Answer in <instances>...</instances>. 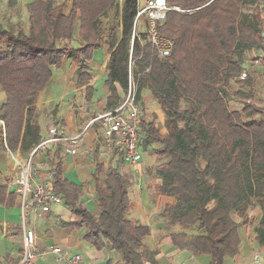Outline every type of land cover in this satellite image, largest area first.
I'll list each match as a JSON object with an SVG mask.
<instances>
[{
	"label": "trees",
	"instance_id": "obj_1",
	"mask_svg": "<svg viewBox=\"0 0 264 264\" xmlns=\"http://www.w3.org/2000/svg\"><path fill=\"white\" fill-rule=\"evenodd\" d=\"M170 5L193 9L169 11L160 31L175 40L171 56L158 57L143 33L133 39L136 0H34L27 5L29 31L18 23L16 32L0 30V154L29 151L42 141L34 123L37 102L49 85L54 69L66 57L78 64V85L86 86L90 99L89 62L104 36V17L115 8L120 21L110 28L111 56L107 86L110 107L119 101L118 88L126 91L130 66L138 81L137 99L150 82L152 96L165 112L162 133L154 122L143 121L144 143L161 163L163 181L157 192L173 198L164 214L170 225L196 228L171 234L173 244L193 255H210V264H224L239 252L241 228L249 223L248 205L261 199L264 210V108L255 104V71H247L243 56L264 45L263 0H168ZM18 0H9L11 7ZM252 6L253 12L244 11ZM78 26L80 46L72 41ZM264 62V59H263ZM150 69L147 71L146 69ZM246 73V77H242ZM139 74H141L139 76ZM233 83L241 88L235 89ZM245 102L232 109L229 98ZM88 99V100H89ZM4 124H3V123ZM58 159H62L59 157ZM54 190L79 216L64 222L87 226L86 240L98 250L119 252L121 259L107 264H160L144 238L147 225L135 224L131 210L130 180L118 168L104 175L98 163L93 178L99 197L95 215L80 202L82 186L63 177L62 162L50 158ZM56 164V165H55ZM16 199L0 184V204ZM240 219H239V218ZM264 231V215L259 227Z\"/></svg>",
	"mask_w": 264,
	"mask_h": 264
},
{
	"label": "crops",
	"instance_id": "obj_2",
	"mask_svg": "<svg viewBox=\"0 0 264 264\" xmlns=\"http://www.w3.org/2000/svg\"><path fill=\"white\" fill-rule=\"evenodd\" d=\"M33 1L27 0V5ZM120 1V4L124 2V0ZM78 30V28L75 30L72 41L75 47L80 46ZM104 32L105 38L103 36L99 47L93 52V59L89 62L91 76L89 85L93 90L90 99L87 97L86 86H79L77 83L79 77L78 64L73 58L66 57L63 66L60 69H54L49 85L39 96L37 111L33 120L41 128L42 140L48 138V131L51 126H57L60 134L74 135L80 132L86 121L100 113L113 109L124 98L126 91L118 88V103L112 107L108 104V100L112 95L106 84L109 73L108 62L111 56L110 29L107 33L105 30ZM77 98H82L87 104L91 103L89 106L90 113L82 115L83 108L75 107ZM138 101L142 122H154L159 127V122H164L165 112L159 103L154 100L150 82L145 83ZM143 103L145 106H142ZM41 106H43L42 110H40ZM56 107V115L49 116L47 112L53 111ZM38 114H42L41 122L44 126L37 123L36 116ZM160 130L162 133L166 132V128L164 131ZM99 132L98 127L90 130L80 143L76 154H71L60 144H49L45 150L36 155L34 176L37 179L52 181L51 158L56 161V164L62 162L64 178L82 186V192L86 187V182H89V187L92 189L93 186L96 194L93 172L97 164L102 163L104 175L109 167H116L130 180L131 210L127 217L135 224L149 226L150 234L144 238V242L155 253L158 262L160 264H210L212 259L210 255L196 256L187 250H180L173 244L172 233L185 231L188 234H196L197 230L195 226L182 228L180 225H170L168 216L163 213L166 204L172 203L174 199L162 196L157 192V186L162 183L163 179L158 173H155L161 160L158 159L151 148L154 144L143 148L140 144L142 158L137 167H131L122 161L120 155L105 150L99 141ZM146 136L147 132L141 123L140 142H143ZM29 151L22 152L17 149L13 152L24 160L28 157ZM142 151L145 152V155ZM59 157L62 159H58ZM109 163H111L110 166H108ZM152 167H155V170H151L149 173L148 168L152 169ZM17 174L16 165L8 150L3 151L0 154V181L5 184L16 178ZM91 180L93 185H91ZM6 187L8 192L15 194L16 199L10 206L0 204V264H19L22 256V228L17 189L15 186ZM82 200L81 193L80 202ZM86 207L89 208L87 205ZM247 214L249 223L241 228L242 242L239 252L234 256L227 255L224 264H264V231L260 233L262 241L258 237L259 227L264 215L260 198L251 200L247 208ZM30 218L32 220L31 226L35 228L38 237L37 247L39 251H44L54 245L69 247L72 252L83 255L85 264H107L109 261L116 263L121 259V255L116 251L111 249L98 250L93 244L89 243L85 238L86 225L81 227L64 225V222L79 219V216L72 211V208L64 200L53 204L50 213L40 217L31 216ZM36 261L37 264H55L52 258L46 254L37 257Z\"/></svg>",
	"mask_w": 264,
	"mask_h": 264
},
{
	"label": "built area",
	"instance_id": "obj_3",
	"mask_svg": "<svg viewBox=\"0 0 264 264\" xmlns=\"http://www.w3.org/2000/svg\"><path fill=\"white\" fill-rule=\"evenodd\" d=\"M136 1L137 12L133 22V39L136 36L141 37L144 33L145 38L142 41H147L158 57L171 56L175 40L163 34L160 31V26L166 20L169 11L191 13L193 9L170 5L168 0ZM149 69L150 67L146 70ZM242 77H246V73H243ZM137 90L138 81L134 78L130 66L129 84L124 98L113 109L86 121L80 132L74 135L60 134L57 126H51L48 138L34 145L24 160L7 147L18 174L16 178L5 184L0 181V184L8 187L15 186L17 189L22 228V256L19 264H37V257L42 254L49 255L55 264H85L83 255L72 252L69 247L54 245L44 251H39L37 247L38 237L35 228L27 224L28 219L31 216L40 217L50 213L51 206L63 199L54 190L52 181L37 179L34 176L35 158L49 144H60L71 154H76L87 133L98 127L99 141L105 150L120 155L125 164L137 167L142 158L139 146L142 116Z\"/></svg>",
	"mask_w": 264,
	"mask_h": 264
},
{
	"label": "rangeland",
	"instance_id": "obj_4",
	"mask_svg": "<svg viewBox=\"0 0 264 264\" xmlns=\"http://www.w3.org/2000/svg\"><path fill=\"white\" fill-rule=\"evenodd\" d=\"M19 3L17 6L15 7H11L9 5V0H0V30L1 29H10L14 32H16V27L17 24L20 23L22 24L26 31H29V11L27 9V0H18ZM58 2L62 1V0H57ZM120 0H118V4H120ZM264 2V0H263ZM244 11L246 12H253V7L252 6H245L244 7ZM264 17V14H263ZM120 21V14L117 11V9L113 8L111 9L108 14L104 17V24H103V29L106 31H108V29L111 28V26L113 25H117ZM78 28V26H77ZM76 28V29H77ZM106 35V34H105ZM108 37V35H106ZM105 38V36H104ZM103 44V42H102ZM0 46H3L2 41L0 40ZM243 59L245 61L246 64V70L247 71H255L257 73L256 76V89H255V104L259 107H263L264 108V45L263 47L260 48H256L252 51L247 52L244 56ZM257 69V70H255ZM233 86L235 89H239L241 88L238 84L233 83ZM44 96V95H42ZM77 103L75 105V107L77 108H83V113L84 114H88L90 113L89 110V106L91 105V103H86L85 100H83L82 98H77L76 99ZM5 102V94L2 91V87L0 86V104ZM229 104L231 106L232 109H239L242 110V108L245 105V102L242 101L241 99H238L236 97H230L229 98ZM142 106H145L144 103ZM41 106V109L42 110ZM59 107V106H57ZM57 107L56 109H54L53 111H48V115L51 116H55L56 111H57ZM145 109V107H144ZM77 117V116H76ZM41 118H42V114H38L36 116L37 119V123H39L40 125L44 126V124L41 122ZM79 118V117H78ZM57 124V123H56ZM159 128L162 129L163 131L165 130V126H164V122H159ZM143 141V139H142ZM142 148L146 147L144 142H140ZM158 144H154L153 147H151L152 149H154L155 147H157ZM152 152V151H150ZM143 153V151H142ZM145 155V152L143 153ZM111 163L108 164V166H110ZM151 170H155V167H152V169L148 168V172L150 173ZM140 171V169H139ZM155 172V171H154ZM156 174L158 172H155ZM91 185H93V181L91 180ZM90 183L86 182V187L84 188L83 192H82V204L84 206H88L89 209L95 213V215H98L99 213V197L95 194L94 188L92 186V189L89 187ZM57 204V203H55ZM32 220L31 218L28 219V225L31 226ZM119 255L120 253L117 252Z\"/></svg>",
	"mask_w": 264,
	"mask_h": 264
}]
</instances>
